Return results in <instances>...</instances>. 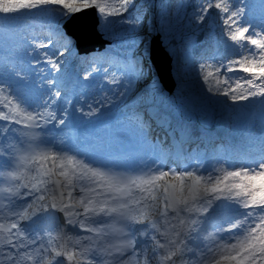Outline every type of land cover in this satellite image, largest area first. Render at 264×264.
Wrapping results in <instances>:
<instances>
[{
    "label": "snow or ice",
    "instance_id": "snow-or-ice-1",
    "mask_svg": "<svg viewBox=\"0 0 264 264\" xmlns=\"http://www.w3.org/2000/svg\"><path fill=\"white\" fill-rule=\"evenodd\" d=\"M145 7L156 10L154 27L171 38L172 54L184 67H191L180 14L187 5L175 6V15L169 0H153ZM256 7L245 0H204L192 16L199 25L210 10H217L225 39L244 49L238 59L206 62L197 69L206 90L226 98L227 122L252 125L243 162L229 170L226 160L205 168L198 151L192 155L185 148L200 134L157 107L155 82L125 115L122 128L130 135L123 151L56 150L49 136L66 126L70 115V100L61 101L65 91L61 68L66 53L72 51L71 36L65 31L70 18L95 9L106 21L120 17L110 22L129 26L124 34L113 32L112 55L105 57V63H90L82 77L100 74V79L118 88L111 100H95L85 105L87 111L80 107L71 113L97 116L103 115L102 109L127 104L139 91L137 86L149 78L138 51L141 33L146 34L147 12L131 15L136 0H0V22L52 13L45 38L34 37L24 51L32 57L30 65L34 62L49 70L46 92L39 101L30 102L18 86L0 78V264H264V0H260L258 23L248 15ZM0 40L5 45L0 60L13 57L2 23ZM57 43L61 47L50 51ZM237 69L250 75L226 76ZM12 75L16 85L24 80L20 71ZM241 80L248 88L237 92ZM149 120L163 129V137H152ZM130 158L134 163L127 162ZM229 178L234 181L228 182ZM222 200L244 211L212 223L214 231L208 232L205 225L216 218L215 211L209 212L214 205L219 209L216 202ZM52 212L65 217L55 237L34 226L35 217L43 219L42 214ZM69 227L77 233L79 247L69 248L67 243L53 247V239L60 240ZM61 256L64 262L58 261Z\"/></svg>",
    "mask_w": 264,
    "mask_h": 264
},
{
    "label": "rangeland",
    "instance_id": "rangeland-1",
    "mask_svg": "<svg viewBox=\"0 0 264 264\" xmlns=\"http://www.w3.org/2000/svg\"><path fill=\"white\" fill-rule=\"evenodd\" d=\"M152 2L153 0H136V11L131 12V15L133 16L147 12L148 16L146 34L141 33V39L143 40V43L141 44L138 51L142 53L143 61L147 63L149 67H151V62L149 61L151 39L157 35L160 36L162 46L173 59L172 75L176 82V89L172 95H168V93L159 83L156 74L152 71L153 73L148 74V80L137 86L139 91L137 92L136 96L133 97L127 104L121 103L118 107H112L111 111L104 112L103 110V115L97 116L99 118L102 117L103 119L107 118V116H111L112 123L114 124L115 128L116 144H127L129 142L130 134L126 133L124 128H122V125L125 122V115L128 113L129 109L133 107V105L138 106L139 98L145 93L150 92L152 84L155 82L159 89L156 95L157 107L171 113L174 120H179L187 124L194 132L204 133V135L200 138V142L192 144V146L188 147L187 150L190 151L192 155H196L198 151L199 155L204 158V164L210 163V166L215 165L218 160H226L227 163L231 165L229 170L239 167L243 162V157L248 147V130L252 129V125L227 122L225 109L228 107V105L223 103L226 98L209 93L206 90V86L201 77L198 75L197 69L200 64L206 62H212L215 64L217 61L222 60L224 63H228L232 59H238L244 49L234 47L233 42L225 39L221 14L217 10H210L205 22L198 25L192 21V16L194 15V9L196 6L201 5L204 0H184L183 3L187 5V7L181 9L180 14L184 19L185 33L188 37L189 51L193 60L191 67H184L171 52V38L167 35L161 34L154 27L157 19L156 10L154 8L145 7V5H150ZM169 2L174 6L176 11L177 8L175 6H178L180 1L170 0ZM245 2L257 6L256 8L249 10L248 15L250 17H254L258 23L262 15L261 9L259 8L260 0H245ZM96 14L99 19L98 33L101 36V42L104 45V49L101 52L95 51L86 55H80L75 45L74 39L71 37L72 51L70 54L66 53L67 60L61 68V72L64 73L65 81V76L67 74L69 65L72 63L77 65L75 79L78 81V86L81 89L79 91L81 95L77 93L79 89L76 85L75 89H73V94L75 93V95L70 98V104L68 105V108L71 109H79L80 107H85L86 104H94L95 100H111L115 91H118L116 86L107 84L104 80L100 79V74H97L95 77H91L87 80L82 78L86 72L90 70V63L97 65L105 63V57L112 55V51H110V49H113L114 46L111 44L110 39L113 38V32L119 31L121 34H124L123 29L129 27L127 24L119 25L110 22L119 20L120 17H109L108 21H106L97 13V11ZM51 15L52 13H47L38 18H30L27 15H24L15 20H4L0 22L3 24V31L6 33V35L8 36L11 34L12 37L9 38L14 39V43H11L13 47V57L10 58L5 56L2 60H0V70L9 72V80L11 78L13 79L12 82H10L12 84H14V82L16 83V78L12 74L17 71L22 72L24 74V80L21 81L20 84H22V86L24 84V86L19 87L21 91L25 92L26 82L30 83L32 87H35L37 86L36 82L44 80L42 87L44 88L46 85V81L43 79V76L46 75L47 77L49 75L48 67L46 69H41L34 62L30 65L32 57L25 56L24 51L28 49L29 42H31L34 37L41 40L45 38L47 32L46 25ZM124 15L128 16L129 13H125ZM173 15H175L174 12ZM9 23L11 24L10 26H8ZM8 27L10 28L8 29ZM57 44V48L61 47L59 43ZM4 46V42L0 40V48H3ZM15 53H19V57H16ZM93 55H96L94 56V60L91 58ZM89 59L92 60V62L89 61ZM21 67L23 70H19ZM51 75L56 76L59 74L52 72ZM223 75H225V73L222 69L221 76L223 77ZM247 75L250 74L243 73L238 69L226 73L227 77L233 79ZM2 76L3 75L0 74V78L6 80V78ZM240 85V92H243L248 88L247 84H245V87L243 86V80L240 81ZM33 96L35 97L36 101H39L40 95L38 92H36ZM230 103L231 102L229 101V104ZM241 106L236 105V107ZM85 109L88 110L86 107ZM78 114L80 115V112H78ZM181 114H185V118H182ZM92 117L95 116H86V118ZM222 117H224V119H222ZM145 119H148L147 113H145ZM105 121V119L103 121L100 120V123L105 125ZM258 128L259 123L257 121L256 129L258 130ZM162 133V131L157 132V134L153 133V138L163 137L164 135H161ZM214 133L220 134L221 136L219 135V137H221L222 140L217 144L215 143V146L213 139L215 152L212 151L210 153V151L205 150L203 141H205V137L211 139ZM96 136H99V134ZM66 137L69 139L67 135ZM64 139L65 138L62 137V140ZM115 147L117 149L119 148L118 146ZM231 148L242 151L243 155H239V158H237V155L235 156L233 154ZM233 181L234 179L228 182ZM216 204L221 205V207L217 209L214 205L213 210L209 212V215H212V211H215L216 218L214 221H211L205 225V228L208 232L214 231L212 228V223L228 221V219L235 216L236 213L244 211L242 208L238 209L237 211L238 206L233 204L231 201L222 200L217 201ZM42 215L44 217L43 219L40 216L34 218L36 221L34 225L35 228L41 231L47 230L52 232L53 237H55L56 231H58V224L53 221L52 213L50 215L48 213H44ZM225 218H227V220ZM76 235L77 233L72 231L70 227L65 233L62 234V238L64 236L73 237V239L66 241L69 248L79 247V245L75 244ZM60 240H56L54 238L52 246L60 249ZM49 255H51V253Z\"/></svg>",
    "mask_w": 264,
    "mask_h": 264
},
{
    "label": "water",
    "instance_id": "water-1",
    "mask_svg": "<svg viewBox=\"0 0 264 264\" xmlns=\"http://www.w3.org/2000/svg\"><path fill=\"white\" fill-rule=\"evenodd\" d=\"M67 27L77 39L81 52H87L98 46L97 18L94 10H91V13L84 12L82 15H75ZM151 59L164 87L172 92L175 88L171 75L172 59L162 48L159 37L154 38L152 41Z\"/></svg>",
    "mask_w": 264,
    "mask_h": 264
},
{
    "label": "bare ground",
    "instance_id": "bare-ground-1",
    "mask_svg": "<svg viewBox=\"0 0 264 264\" xmlns=\"http://www.w3.org/2000/svg\"><path fill=\"white\" fill-rule=\"evenodd\" d=\"M11 23V22H10ZM8 24V26H10L11 24ZM10 27H8V29H9ZM8 37H12V35L11 34H9L8 35ZM10 42L11 43H14V39H10ZM16 43V42H15ZM19 70H23V68L21 67V68H19ZM0 74L1 75H3L2 77H4V78H6V80H8L9 81V83L10 82H12V78L9 80V72L8 71H5V70H0ZM43 82H44V80H41V81H38V82H36V84H37V86H35V87H32L31 86V84L30 83H27L26 82V88H25V92L24 91H22V92H24V94L25 95H27L28 96V98H29V100H30V102H32V103H37L38 102V100L36 101V99H35V97L33 96V95H35V93L36 92H38V94L41 96V95H43L45 92H46V89L45 88H43L42 86H43ZM14 87H15V85H16V83L14 82ZM23 86H24V84H23ZM22 86V87H23ZM31 86V87H30ZM35 89V90H34ZM237 92H240V87L239 88H237ZM239 106H241V105H239ZM68 123H66V126H61V127H59L58 129L60 130H64V128H66L67 126L69 127V126H72V127H74V128H76V130H79V131H81V130H83V129H85V128H83V124L82 123H79L78 121H77V119L75 118V117H73L72 115H71V113H70V115H69V117H68ZM73 119H75V120H73ZM96 120H97V118H94L91 122L92 123H95L96 122ZM237 123H243V122H234V124H237ZM245 124V123H244ZM101 132H103V129H102V131ZM100 132V133H101ZM164 132V131H163ZM163 135H165L164 133H163ZM219 135L220 134H218V133H214L213 135H212V138H211V141L213 142V139H214V145L216 146V144L217 143H219L221 140H222V138L221 137H219ZM221 136V135H220ZM214 137V138H213ZM103 140H105V139H102L100 142H98L97 143V149H100L101 147H102V141ZM199 141H200V137H199V139L195 142V143H199ZM195 143H193V144H195ZM216 143V144H215ZM215 146H213L212 147V151H214L215 152ZM56 150H64V149H66L67 148V143H63V141L62 142H59V145H56ZM125 148H127V147H122L121 149H122V151L125 149ZM224 148H225V146H224ZM238 148H239V146H238ZM228 149V148H227ZM232 149V151H233V154L236 156L237 155V158H239V155H243L242 154V151H238V149L237 150H235V149H233V148H231ZM238 153H240V154H238ZM129 164H131V163H134V161L132 160V159H129L128 161H127ZM234 178H231V180H233ZM257 183H259V181H257ZM229 218V217H228ZM226 220H227V218H225ZM231 219V218H230ZM230 219H228V220H230ZM226 235V234H225ZM72 263V262H71Z\"/></svg>",
    "mask_w": 264,
    "mask_h": 264
}]
</instances>
